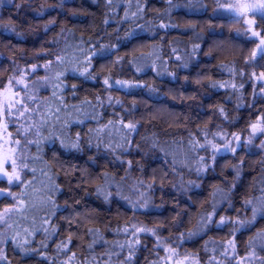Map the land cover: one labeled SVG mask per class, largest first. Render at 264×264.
Wrapping results in <instances>:
<instances>
[{
  "label": "clouds",
  "instance_id": "obj_1",
  "mask_svg": "<svg viewBox=\"0 0 264 264\" xmlns=\"http://www.w3.org/2000/svg\"><path fill=\"white\" fill-rule=\"evenodd\" d=\"M88 3L0 0V264H264V0Z\"/></svg>",
  "mask_w": 264,
  "mask_h": 264
},
{
  "label": "trees",
  "instance_id": "obj_2",
  "mask_svg": "<svg viewBox=\"0 0 264 264\" xmlns=\"http://www.w3.org/2000/svg\"><path fill=\"white\" fill-rule=\"evenodd\" d=\"M81 3H82V6L88 8L89 11L96 12L98 15L100 14L99 10L95 6L90 5L88 3V0H81ZM146 7L147 8H151V7L163 8V7H165L164 0H147ZM52 14H55V13H50V15H52ZM123 14H124V5L123 4H118L117 5V18H119L120 16H123ZM151 15H152L151 13H148V17H150ZM180 15H184V13L181 12ZM148 17H146L145 19H147ZM13 18L16 19L15 16ZM63 18L64 17H58V19H63ZM185 18H189V17H185ZM87 19H88V17H85V22L87 21ZM68 20H69V24L76 23V21H72L70 17H68ZM138 22L142 23V21H138ZM110 26L111 27H116V21H112ZM53 31H58V28L54 29ZM160 35H163V32H161ZM176 35H180V32L178 30H172L171 32L168 33L169 37L170 36H176ZM73 38L74 37L70 34L68 37L65 38V43L70 45L72 40H73ZM165 42H167V38L165 39ZM202 60L204 62H207V58L206 57H202ZM213 72L218 77L222 75L220 73H216L215 70H213ZM251 89H252V84L248 83L246 85V89L245 90L246 91H251ZM222 96H223V92L222 91L218 92V93H214L213 99L211 101H207V102H213L214 103L216 99H220ZM246 177H247V179L245 181V188L248 186L249 182H252L255 179L257 187L254 190V194H259L260 190L264 189V177H261L259 168L255 169V170H252L251 172L247 173ZM243 190H244L243 188L239 189V191H243ZM260 224H264V219H261L259 221V223L257 224V227H259ZM221 234H223V233H221ZM107 237L109 239H113L114 238L112 233H107ZM246 237H247V233H245L244 236H238L237 239H240L241 241H243L244 239H246ZM76 243H78V242L77 241H73V245H75ZM200 243H202V241H197V245H199ZM100 249H101V246L98 245L97 246V250L99 251ZM143 259H144V256L142 254L139 257V261L137 262V264H140V262L143 261Z\"/></svg>",
  "mask_w": 264,
  "mask_h": 264
},
{
  "label": "snow or ice",
  "instance_id": "obj_3",
  "mask_svg": "<svg viewBox=\"0 0 264 264\" xmlns=\"http://www.w3.org/2000/svg\"><path fill=\"white\" fill-rule=\"evenodd\" d=\"M244 6L246 7V5H244ZM126 18H127V15H126ZM262 75H264V73H262ZM258 214L261 215V216H264V208H261L259 210V213Z\"/></svg>",
  "mask_w": 264,
  "mask_h": 264
}]
</instances>
